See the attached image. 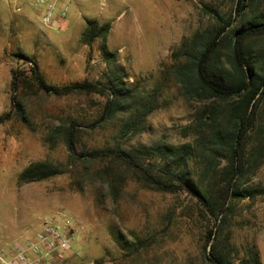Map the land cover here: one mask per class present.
Masks as SVG:
<instances>
[{"label":"rangeland","instance_id":"rangeland-1","mask_svg":"<svg viewBox=\"0 0 264 264\" xmlns=\"http://www.w3.org/2000/svg\"><path fill=\"white\" fill-rule=\"evenodd\" d=\"M64 2L63 25L48 29L36 16L40 7L30 0H0V117H5L0 122V251L8 253L11 244L22 242V233L33 232L39 220L55 218L70 220L76 229L72 254L63 264H212L205 249L213 243L235 264H250L248 251L254 246L264 264V161L238 182L245 193H263L232 199L218 237L208 240L212 221L189 193L157 190L123 161L82 154L93 148L132 153L142 146L192 143L194 155L182 171L202 189L220 182L224 158L208 152L203 139L195 146L193 131L198 117L219 108L189 94L185 68L201 37L234 33L264 12V0H249L239 15L235 0ZM12 13L28 20L13 16L8 25L4 17ZM223 54L224 48L220 60ZM33 64L57 87L122 81L130 100L93 125L109 90L46 93L35 81ZM69 135H75L73 152L66 145ZM202 151L206 166L194 158ZM141 157L153 170L177 172L144 149ZM35 162L59 172L21 178Z\"/></svg>","mask_w":264,"mask_h":264},{"label":"trees","instance_id":"trees-1","mask_svg":"<svg viewBox=\"0 0 264 264\" xmlns=\"http://www.w3.org/2000/svg\"><path fill=\"white\" fill-rule=\"evenodd\" d=\"M248 1L235 0L236 15L246 8ZM261 32H264V12L246 19L234 30V33H214L213 36L206 34L205 38L201 37L202 43L185 68L184 77L189 83L186 86L189 94L207 99L219 108L215 112L211 107L208 113L204 112V115L198 117L193 131L197 142L195 146L198 143L201 145L203 139L208 152L224 158L225 164L221 168L220 182L215 183L211 188L202 189L198 185L200 182L190 179L182 171L189 158L194 155L195 149L192 143L154 144L148 147L142 146L132 153L120 147L93 148L82 154L89 156L90 159L123 161L144 182L157 190L189 193L209 217V221H212L207 239L217 238L220 224L228 219V205L232 199L243 196L254 197L263 193L257 189H245L247 192L245 193L238 188L240 179L249 176L250 173L253 174L264 161V38L256 41L260 36H264ZM223 48V59L220 60L219 52ZM101 49L105 55L109 54L104 43ZM31 71L39 88L46 93L104 94L109 90L110 95L103 105L102 113L93 125L110 118L130 100V94L123 88L122 81L106 85L83 80L57 87L44 81L35 64L32 65ZM12 87L15 91L17 88L15 81H12ZM14 96L13 94V99L16 98ZM3 118L5 117H0V122ZM66 145L69 152L74 151L75 135L73 139L69 135ZM142 149L146 150L149 156H156L167 162L170 169H175L177 172L153 170L152 164H145V159L141 157ZM204 156L202 151L194 158H198L199 163L206 166ZM58 170L47 162H35L21 173V178L42 179L57 174ZM112 180L116 181V177ZM208 246L209 251H207ZM205 250L206 259L212 264H235L217 251L216 243L207 245ZM248 253L250 264H261L254 246L249 248Z\"/></svg>","mask_w":264,"mask_h":264},{"label":"built area","instance_id":"built-area-1","mask_svg":"<svg viewBox=\"0 0 264 264\" xmlns=\"http://www.w3.org/2000/svg\"><path fill=\"white\" fill-rule=\"evenodd\" d=\"M30 1L34 7H40L42 25L51 28L63 25L68 10L64 0ZM75 235L70 220L43 218L33 232L24 231L22 242L11 244L8 253L0 251V264H63L72 254Z\"/></svg>","mask_w":264,"mask_h":264},{"label":"crops","instance_id":"crops-1","mask_svg":"<svg viewBox=\"0 0 264 264\" xmlns=\"http://www.w3.org/2000/svg\"><path fill=\"white\" fill-rule=\"evenodd\" d=\"M37 12V11H36ZM13 16H14V18H16L17 16L19 17V16H24V17H26L25 19L23 18V19H20L22 22H26L27 20H28V17H27V15H16V14H11V15H9V17H4V21H6L7 22V24L8 25H12V23H13V21H14V18H13ZM37 17H38V19L40 20V12L38 11L37 12V15H36ZM41 23V22H40ZM48 29H51V27H47ZM53 29V28H52Z\"/></svg>","mask_w":264,"mask_h":264},{"label":"water","instance_id":"water-1","mask_svg":"<svg viewBox=\"0 0 264 264\" xmlns=\"http://www.w3.org/2000/svg\"><path fill=\"white\" fill-rule=\"evenodd\" d=\"M209 250H210V247L208 246V247H207V251H209ZM209 256H210V255H209Z\"/></svg>","mask_w":264,"mask_h":264}]
</instances>
